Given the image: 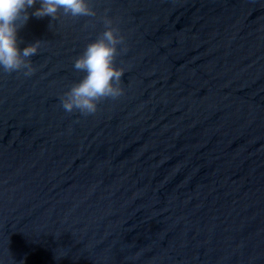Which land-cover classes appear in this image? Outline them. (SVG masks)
I'll list each match as a JSON object with an SVG mask.
<instances>
[{"label":"water","instance_id":"1","mask_svg":"<svg viewBox=\"0 0 264 264\" xmlns=\"http://www.w3.org/2000/svg\"><path fill=\"white\" fill-rule=\"evenodd\" d=\"M88 3L37 0L35 73L0 68V264H264V0ZM105 16L123 95L68 113Z\"/></svg>","mask_w":264,"mask_h":264},{"label":"clouds","instance_id":"2","mask_svg":"<svg viewBox=\"0 0 264 264\" xmlns=\"http://www.w3.org/2000/svg\"><path fill=\"white\" fill-rule=\"evenodd\" d=\"M36 3L37 0H0V68L6 73L23 71L25 76H31L36 71L29 58L38 54L40 41L21 52L17 39L19 29L29 19L27 9ZM39 3L41 6L31 14L37 18L58 19L60 9L64 15L73 18L97 15L88 0H39ZM21 18L22 25L17 23ZM103 22L106 31L74 60V69L86 75L61 97V106L68 113L79 111L84 116L93 115L101 102L123 95L121 78L124 69L117 68L115 60L119 54L117 46L124 43V37L107 16Z\"/></svg>","mask_w":264,"mask_h":264}]
</instances>
